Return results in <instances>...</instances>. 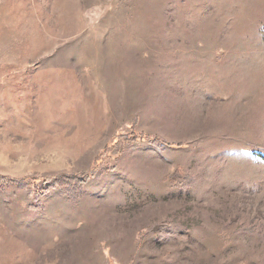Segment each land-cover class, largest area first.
Masks as SVG:
<instances>
[{
  "label": "rangeland",
  "instance_id": "obj_1",
  "mask_svg": "<svg viewBox=\"0 0 264 264\" xmlns=\"http://www.w3.org/2000/svg\"><path fill=\"white\" fill-rule=\"evenodd\" d=\"M0 264H264V0H0Z\"/></svg>",
  "mask_w": 264,
  "mask_h": 264
}]
</instances>
